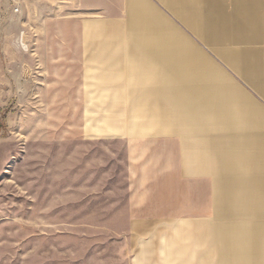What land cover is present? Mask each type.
<instances>
[{
  "label": "crops",
  "instance_id": "1",
  "mask_svg": "<svg viewBox=\"0 0 264 264\" xmlns=\"http://www.w3.org/2000/svg\"><path fill=\"white\" fill-rule=\"evenodd\" d=\"M120 11L114 34L76 38L62 65L82 106L93 92L89 108L105 110L91 137L143 133L127 154L133 264H264V0H120Z\"/></svg>",
  "mask_w": 264,
  "mask_h": 264
},
{
  "label": "rangeland",
  "instance_id": "2",
  "mask_svg": "<svg viewBox=\"0 0 264 264\" xmlns=\"http://www.w3.org/2000/svg\"><path fill=\"white\" fill-rule=\"evenodd\" d=\"M105 3L0 0V264H133L127 154L143 133L91 137L105 110L62 65L76 38L121 27L120 0Z\"/></svg>",
  "mask_w": 264,
  "mask_h": 264
},
{
  "label": "bare ground",
  "instance_id": "3",
  "mask_svg": "<svg viewBox=\"0 0 264 264\" xmlns=\"http://www.w3.org/2000/svg\"><path fill=\"white\" fill-rule=\"evenodd\" d=\"M134 3V2H133ZM137 4V3H136ZM138 5V4H137ZM138 28V27H137ZM137 32V31H136ZM138 33V32H137ZM170 43V42H169ZM168 43V44H169ZM169 48V47H168ZM177 49V48H176ZM170 52H171V50H170ZM187 52V51H186ZM185 55V54H184ZM177 56V55H176ZM175 56V57H176ZM190 57V56H189ZM182 58H184V57H182ZM188 58V57H187ZM171 59V58H170ZM189 59H191V58H189ZM192 59H193V57H192ZM197 59V58H196ZM184 60V59H183ZM180 61V60H179ZM188 61V60H187ZM182 62V61H181ZM197 63H198V61H196ZM185 64V63H184ZM191 67H193L192 65H191ZM182 70V69H181ZM212 96V95H211ZM119 110V109H118ZM121 111H122V109H121ZM115 116V115H114ZM117 116V115H116ZM119 117V116H118ZM117 118V117H116ZM121 119H122V117H121ZM129 119V118H128ZM123 124V123H122Z\"/></svg>",
  "mask_w": 264,
  "mask_h": 264
}]
</instances>
